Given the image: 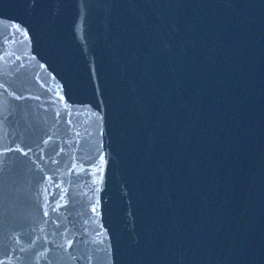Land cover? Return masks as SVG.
<instances>
[{"label": "water", "instance_id": "obj_1", "mask_svg": "<svg viewBox=\"0 0 264 264\" xmlns=\"http://www.w3.org/2000/svg\"><path fill=\"white\" fill-rule=\"evenodd\" d=\"M0 264H264V0H0Z\"/></svg>", "mask_w": 264, "mask_h": 264}]
</instances>
